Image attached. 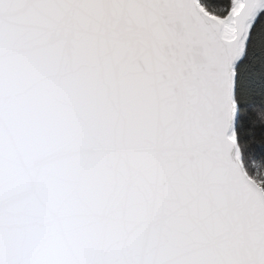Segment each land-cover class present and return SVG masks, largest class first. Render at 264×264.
I'll use <instances>...</instances> for the list:
<instances>
[{
  "label": "snow or ice",
  "instance_id": "obj_1",
  "mask_svg": "<svg viewBox=\"0 0 264 264\" xmlns=\"http://www.w3.org/2000/svg\"><path fill=\"white\" fill-rule=\"evenodd\" d=\"M0 264H264V0H0Z\"/></svg>",
  "mask_w": 264,
  "mask_h": 264
}]
</instances>
